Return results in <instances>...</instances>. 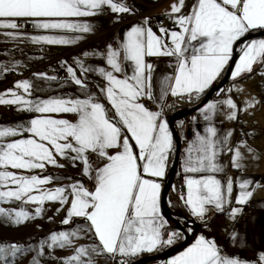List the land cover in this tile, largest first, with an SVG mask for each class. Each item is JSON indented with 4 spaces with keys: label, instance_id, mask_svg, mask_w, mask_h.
Here are the masks:
<instances>
[{
    "label": "snow or ice",
    "instance_id": "1",
    "mask_svg": "<svg viewBox=\"0 0 264 264\" xmlns=\"http://www.w3.org/2000/svg\"><path fill=\"white\" fill-rule=\"evenodd\" d=\"M105 9L113 14L133 13L124 0H0V29L16 30L4 33L13 38L26 36L22 29L29 26L37 30L88 33L91 25L74 18L93 17ZM167 14L178 31L161 26L157 34L145 17L142 24L133 25L124 33L119 48L109 44L105 53L83 54L101 56L106 67L92 68L79 58L75 60L76 67L62 62L68 76L64 83L77 86L82 97L26 98L24 94L31 97L33 89L27 80L0 93V105L16 106L19 111L36 114L27 127H0V139L29 134L26 138L0 143V202L36 205V215H40L46 202H57L67 207L63 224L68 225L74 217L85 221V226L77 231L52 233L41 243V249L45 244L49 248L70 246L78 232L85 230L98 241L89 248H77L76 255L65 259L63 264H94L93 254H107L112 259L118 256L122 258L119 264H130V258L183 238L179 232H171L164 238L167 221L160 214L162 193L157 178L167 174L175 150L173 134L163 118V108L150 110L143 101H163L167 95L198 99L226 70L233 59V46L250 31L264 30V0H193L190 6L187 0H176ZM18 21H23V25ZM27 38L38 44L71 45L82 37ZM241 53L232 71L233 79L253 74L257 65L264 66V39L248 42ZM163 57L175 58V72L163 77L159 96H155V68L149 58ZM91 72L104 81L103 87H96L107 106L89 91L86 76ZM37 75L57 80L43 73ZM258 104L253 97L246 101V108L240 109L229 98L208 103L202 110L203 119L209 122L206 135L196 133L188 142L183 162L185 193L180 200L192 216L205 220L212 210L223 212L232 203V178L222 182L216 175L224 171L219 159L223 151L233 152V168L243 167L241 150L228 148L231 131L221 137L217 128L211 126L213 115L218 113L220 105H226L227 118L238 120V112ZM64 114L76 118L70 120ZM247 151L254 150L248 147ZM93 155L100 166L93 167ZM61 158L70 161L73 167L82 165L81 174L93 182V187L89 189L79 180L48 187L60 178L43 173L48 166L64 168ZM238 187L235 204L247 205L256 185L242 180ZM242 213L243 207H232L230 217L235 220ZM0 216L15 225L35 219L23 207L19 210L0 207ZM27 250L31 249L15 244L0 246V260ZM260 260L264 264V254ZM34 264H39L35 258ZM168 264L246 262L224 255L215 240L201 235Z\"/></svg>",
    "mask_w": 264,
    "mask_h": 264
},
{
    "label": "crops",
    "instance_id": "2",
    "mask_svg": "<svg viewBox=\"0 0 264 264\" xmlns=\"http://www.w3.org/2000/svg\"><path fill=\"white\" fill-rule=\"evenodd\" d=\"M174 2H176V0H124V3L133 9L132 14H113L105 9L104 13L93 17L74 18L81 23L91 25L92 30L88 33L37 30L31 27L30 29H22V31L26 33V36L13 38L4 35V33L10 31L15 32L16 30L0 29V69H7V71H0V93L6 92L8 89H14L16 83L19 81L27 80L32 84L33 89L31 97L24 94L26 98L47 99L49 97L57 96L82 97L83 93L77 86L71 83H64V81L68 79V76L66 67L62 66V62L66 61L68 65L76 67L75 60L79 58L86 66L92 68L106 67L105 61L101 56L89 55L85 57L83 54L85 52L105 53L109 44L114 48H119L123 42L124 33L131 26L142 24L145 17L149 18L150 26L157 32V34H159L158 29L161 26L169 30L178 31V26L174 24L173 20L167 14L170 5ZM192 2L193 0H187L189 6ZM184 11L186 13L187 9H184ZM261 31L264 30H252L245 36L259 33ZM34 35H64L68 37L79 35L82 38L71 45H45L33 43L30 38H27ZM244 37L233 46V49L235 47L237 49V57L231 68L228 82L193 114L187 116L183 120L180 119L175 122V127L181 142L179 162L175 174L178 177L176 190L181 196L185 193L184 176L186 173L183 171L185 149L188 142L195 138L196 133L206 135L205 129L209 126V122L203 119L202 111L206 105L208 103L224 101L231 98L234 103L237 104L238 108L244 109L246 108V101L250 98L254 97L259 101V104L256 107L238 112V116L241 117L240 126H237L236 120H229L227 118L226 113L228 109L226 105H220V110L213 115L211 121V126L217 128L218 134L221 137L231 131L232 135L228 140V148L233 150L239 148L244 155L242 161L243 167L241 169H236L231 166L233 152L225 150L219 157L220 162L224 166V171L216 175L217 178L222 180V182L226 181L228 178H232V203L226 205L223 212L212 210L205 220H200L190 214L189 209L185 207L184 203V214L173 208L172 185V188L167 195L166 206L172 214L184 221L183 225L186 231L189 234L194 232V235L177 253H174L167 258L155 259L151 261L152 264H168L172 258L191 246V244H193L201 235L215 240L219 247H230L232 252L224 255L236 257L245 261L246 264H261L260 257L264 254V104L261 103L258 91L261 81L264 80V75H261V73H264V66L257 65L253 74L245 75L236 79H233L232 71L235 68V63L239 60V56L242 54L241 49L245 44L253 40L264 39V35L248 39H243ZM111 39H113L114 42H111ZM193 43L195 44V42ZM150 59L151 58H149V62L152 63L155 68L154 80L156 83L153 91L155 96H159L160 81L164 76H171L174 74L176 60L174 57L154 58V61H150ZM125 65H127V62H125ZM10 71H17L19 73L18 79L12 81L7 80L6 73ZM224 72H222L221 76L213 82L210 88L220 81ZM41 73L46 74V76L55 77L61 74L63 79L51 81L37 75ZM77 74L79 75V71ZM86 79L89 91L99 97L107 106V102L103 100L102 95L96 87L97 85L103 87V79L95 72L88 73ZM62 84L63 86H61ZM238 89H241L242 91H238ZM17 91L23 94L22 90ZM207 91L208 90H206V92ZM205 93L201 94L198 99H200ZM168 97L172 96H165L163 101L151 100L156 105V108L150 109L153 111H159L163 108V118L167 123L168 119L164 113V104ZM0 106L4 107V111L0 113V127L18 128L21 125L27 127L28 122L34 117V115H36L27 111H19L16 106ZM64 118L75 120L76 117L73 114H64ZM169 130L171 131L170 126ZM28 135V133H24L23 137L2 138L0 139V143H5L13 139L26 138ZM248 147L252 148L254 151L248 152ZM172 157L173 153L171 154V161ZM91 160L93 167L100 166V161H98L94 155L91 157ZM60 163L65 164V167L61 169L48 166L46 172L43 173L44 175H51L60 178L54 180V182L48 187L55 188L57 186L67 185L75 180L82 181L89 189L93 187V182L81 174L82 165L73 167L70 161H66L63 158L60 159ZM170 165L171 163L169 162L166 176L162 179L157 178L158 182L161 183V193L168 178ZM69 177L71 180L68 179ZM242 180H250L256 185L254 195L247 204H254L255 210L245 217H242V213L233 220L230 217L231 208L243 207L244 211V208L247 206H239L235 204V198L240 191L238 183ZM19 203L21 204V202ZM21 205L25 209L34 211L37 207L32 204ZM57 209H60V211H57ZM42 212L43 213H41L34 222L37 226L45 227L55 224H63L62 221L66 217L67 207L61 206L57 202H46L43 206ZM160 214L167 221L165 229L163 230L164 238L166 239L167 235L171 232H179L183 238L177 240L172 245H165L151 253H142L137 256V258L145 255L159 254L171 249L184 240V233L169 222V218L161 211V205ZM73 219L81 220V223L85 224V221L82 218L74 217L72 220ZM189 229H191V231H189ZM89 233L93 241L98 243L94 235L91 232ZM233 233H236L235 240L233 239ZM116 258L119 261L122 259L118 256Z\"/></svg>",
    "mask_w": 264,
    "mask_h": 264
},
{
    "label": "rangeland",
    "instance_id": "3",
    "mask_svg": "<svg viewBox=\"0 0 264 264\" xmlns=\"http://www.w3.org/2000/svg\"><path fill=\"white\" fill-rule=\"evenodd\" d=\"M23 29H30V28H23ZM0 207H3L5 209L19 210L22 207V205L19 202H0ZM25 210L28 211L31 215L35 216V219H30L21 225L12 224L8 220H6L3 216H0V246H8L15 244L21 246L24 249H31V250L17 253L15 257H12L11 255H7L5 260H0V264H34V258L39 261V264H63V261L65 259L73 255H76L77 248H81V247L89 248L90 246L96 244L95 241H93V239L91 238L89 231L85 230L78 232L77 236L72 239V243L70 246H66L63 248L53 246L52 248H49L47 244H45L43 249H41L40 247L41 243L43 241H47L52 233H59L62 231L71 233L77 231L80 228H83L85 224L81 223L82 221L80 220L70 228L63 229L62 231L53 230L45 237L39 239L37 242H31V239L37 233L43 232L45 230H49L54 225L45 226V227L37 226L36 224H34V222L37 220L39 215H36L34 210H28V209ZM254 210H255V205H254ZM175 217L182 225L184 224L183 223L184 221L182 219H180L176 215ZM169 222L176 228L179 225L170 219ZM22 242H25L26 244L23 245ZM220 249L222 250L223 254L232 252V250H230L231 249L230 247L220 246ZM178 251H176L175 253H177ZM41 252L42 254L38 255V253ZM81 259L87 260L88 257H81ZM91 259L93 260L94 264H113L114 262H116V264H119L120 262L117 258L112 259L107 254H101V255L93 254ZM136 259L137 258H130V263L135 261ZM142 264H152V262L147 261Z\"/></svg>",
    "mask_w": 264,
    "mask_h": 264
},
{
    "label": "water",
    "instance_id": "4",
    "mask_svg": "<svg viewBox=\"0 0 264 264\" xmlns=\"http://www.w3.org/2000/svg\"><path fill=\"white\" fill-rule=\"evenodd\" d=\"M264 35V31H261L259 33H255V34H249L247 36H245L243 39H248V38H254L257 36H262ZM237 57V49L236 47L234 48L233 51V59L229 62L228 66L226 67V70L222 76V78L220 79V81L213 85L210 89H208V91L200 98V100L193 105L192 107L178 113L175 114L173 116H171L168 119V123L171 129V132L173 134V139H174V144H175V150L173 152V157H172V161H171V165L169 167V173H168V178L167 181L163 187V191H162V199H161V211L173 222L179 224L178 225V229H180L183 233H184V240L177 244L176 246L172 247L169 250H166L164 252H161L159 254L156 255H145L142 257L137 258L135 261L131 262L130 264H142L144 262L147 261H152L158 258H167L170 255H172L173 253H175L176 251H178L179 249H181L182 247H184L191 239V237L194 235V232H192L191 234H189L185 227L176 219L175 215L172 214V212L167 208L166 206V200H167V195L170 191V189L172 188V184L174 182V178H175V174L177 171V167H178V162H179V155H180V148H181V142H180V137L177 133L176 127H175V122L177 120H180L184 117H187L191 114H193L196 110H198L209 98H211V96L217 92L218 90H220L227 82L229 79V75H230V71L231 68L236 60Z\"/></svg>",
    "mask_w": 264,
    "mask_h": 264
},
{
    "label": "trees",
    "instance_id": "5",
    "mask_svg": "<svg viewBox=\"0 0 264 264\" xmlns=\"http://www.w3.org/2000/svg\"><path fill=\"white\" fill-rule=\"evenodd\" d=\"M215 93L212 96H214ZM199 100L200 99L189 100L188 98L178 99L176 97H168L166 102H165V104H164V113H165L166 118L169 119L171 116H173L175 114H178V113H180V112L192 107ZM184 118H186V117H184ZM184 118H182L181 120H183ZM170 163H171V159H170ZM177 183H178V177L175 175L174 182L172 184L173 185V190H172L173 208L176 209V210H179L181 213L184 214L183 202L180 200V194H178V192L176 190ZM78 221H80V220L73 219L68 225L55 224L51 229L45 230V231L40 232V233H37L31 239V242H37L39 239H41L42 237H45L46 235H48L53 230H63V229L70 228L75 223H77ZM22 243H23V245L26 244L25 242H22ZM133 258H137V257H133ZM113 264H116V262H114Z\"/></svg>",
    "mask_w": 264,
    "mask_h": 264
},
{
    "label": "built area",
    "instance_id": "6",
    "mask_svg": "<svg viewBox=\"0 0 264 264\" xmlns=\"http://www.w3.org/2000/svg\"><path fill=\"white\" fill-rule=\"evenodd\" d=\"M20 24L23 25V21H18ZM27 28H31L30 26ZM111 42H114L113 39H111ZM150 61H154V58H151ZM19 73L17 71H10L8 73H6V78L7 80H14V79H18ZM58 80H62L63 76L62 75H58L57 76ZM258 95L261 99V103L264 104V80L261 81L260 85H259V91H258ZM145 103V105L149 108V109H155L156 105L151 101V100H144L143 101ZM4 110L3 107H0V112H2ZM236 124L237 126H240L241 124V117L238 116V120H236ZM254 210V205L253 204H249L244 208L242 217H245L246 215H248L249 213H251ZM231 250V249H230Z\"/></svg>",
    "mask_w": 264,
    "mask_h": 264
}]
</instances>
